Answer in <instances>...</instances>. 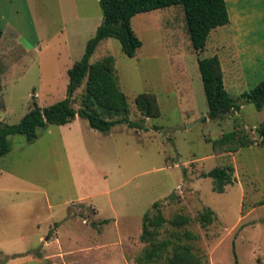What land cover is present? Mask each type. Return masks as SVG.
Returning <instances> with one entry per match:
<instances>
[{
  "label": "rangeland",
  "instance_id": "obj_1",
  "mask_svg": "<svg viewBox=\"0 0 264 264\" xmlns=\"http://www.w3.org/2000/svg\"><path fill=\"white\" fill-rule=\"evenodd\" d=\"M99 1L0 0V122L19 123L33 97L41 107L66 98L68 70L103 22ZM238 8L264 43V0H239ZM132 26L143 42L134 57L111 38L91 62L115 58L130 120L144 122L147 130L118 124L102 133L77 117L39 129L33 142L9 136L12 150L0 159V264H138L147 247L143 218L156 202L167 219H193L182 231L197 236L191 245L201 264H264V148L258 134L264 107L258 111L241 99L264 80V62L239 82L227 77L241 110L214 121L198 64L207 57L194 50L182 7L139 14ZM84 87L75 94L76 109ZM142 93L157 96L161 117L142 118L135 105ZM236 118L255 143L215 155L206 138L233 131ZM226 166L234 167V183L215 192L214 180L203 174ZM204 208L216 214L206 228L197 221ZM161 233L167 236L165 229Z\"/></svg>",
  "mask_w": 264,
  "mask_h": 264
},
{
  "label": "trees",
  "instance_id": "obj_2",
  "mask_svg": "<svg viewBox=\"0 0 264 264\" xmlns=\"http://www.w3.org/2000/svg\"><path fill=\"white\" fill-rule=\"evenodd\" d=\"M103 22L95 36L87 43L83 57L68 70L69 84L65 99L41 107L33 97L30 111L17 124L0 122V159L8 155L12 146L9 136L24 135L29 142L38 138V130L49 125L63 126L72 123L77 117L88 121L90 127L102 133H109L118 124H127L130 129L147 130L144 122L130 120L128 97L119 85L116 74L115 58L107 56L96 63L91 62L99 45L107 39H117L123 52L134 57L143 46V42L132 26L135 16L172 6L182 7L186 28L194 50L203 54L209 35L213 29L230 22L226 0H100ZM3 30L0 28V41ZM205 96L209 112L208 118L214 121L224 120L227 116L239 112L237 103L228 92L222 65L218 56L198 59ZM81 107H74L75 94L83 87ZM2 90V69L0 63V92ZM241 99L253 104L258 111L264 107V80ZM136 109L143 119L159 118L162 115L158 98L154 93H142L135 99ZM120 117L115 120L114 117ZM233 131L224 133L216 139L207 137L212 143L215 155L233 154L245 147H250L255 140L239 119H235ZM260 146L264 148V122L259 126ZM234 167H217L204 178L214 180V191L224 193L228 185L234 183ZM175 194L167 199L172 201ZM190 216L175 214L167 219L162 212V203L156 202L152 210L143 218L141 241L147 245L137 259L138 264H153L165 261L166 264H201L202 257L197 254L191 242L197 236L183 228L192 222ZM216 220L215 212L204 208L197 216V221L206 228ZM103 223H108V220ZM168 227L171 229L169 230ZM165 229L167 236L160 238ZM237 264V261L235 262Z\"/></svg>",
  "mask_w": 264,
  "mask_h": 264
},
{
  "label": "crops",
  "instance_id": "obj_3",
  "mask_svg": "<svg viewBox=\"0 0 264 264\" xmlns=\"http://www.w3.org/2000/svg\"><path fill=\"white\" fill-rule=\"evenodd\" d=\"M226 2L230 22L211 31L203 52L207 58L219 57L225 86L227 77L232 83L239 82L246 72L255 73L256 67L264 62V43L255 35V29L248 26L242 18L238 8L239 0Z\"/></svg>",
  "mask_w": 264,
  "mask_h": 264
}]
</instances>
